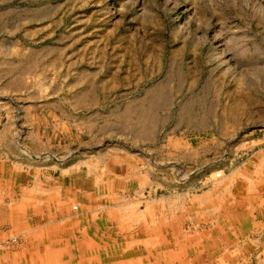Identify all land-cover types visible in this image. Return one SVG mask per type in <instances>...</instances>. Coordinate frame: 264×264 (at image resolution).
<instances>
[{"label":"rangeland","instance_id":"obj_1","mask_svg":"<svg viewBox=\"0 0 264 264\" xmlns=\"http://www.w3.org/2000/svg\"><path fill=\"white\" fill-rule=\"evenodd\" d=\"M2 195L0 264H264V0H0Z\"/></svg>","mask_w":264,"mask_h":264},{"label":"crops","instance_id":"obj_2","mask_svg":"<svg viewBox=\"0 0 264 264\" xmlns=\"http://www.w3.org/2000/svg\"><path fill=\"white\" fill-rule=\"evenodd\" d=\"M1 197H2V198H1ZM1 197H0V203H4V202H5V201H4V199H5V195H2ZM63 214H65V210L62 212V215H63Z\"/></svg>","mask_w":264,"mask_h":264},{"label":"built area","instance_id":"obj_3","mask_svg":"<svg viewBox=\"0 0 264 264\" xmlns=\"http://www.w3.org/2000/svg\"><path fill=\"white\" fill-rule=\"evenodd\" d=\"M218 176H220V174H218ZM75 206H76V207H74V208H77L78 205H75Z\"/></svg>","mask_w":264,"mask_h":264}]
</instances>
